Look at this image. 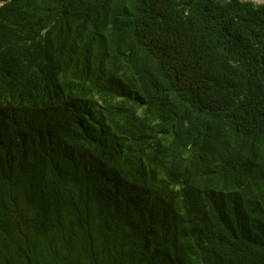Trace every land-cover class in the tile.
Returning <instances> with one entry per match:
<instances>
[{
  "label": "trees",
  "instance_id": "obj_1",
  "mask_svg": "<svg viewBox=\"0 0 264 264\" xmlns=\"http://www.w3.org/2000/svg\"><path fill=\"white\" fill-rule=\"evenodd\" d=\"M0 264H264V2L0 0Z\"/></svg>",
  "mask_w": 264,
  "mask_h": 264
},
{
  "label": "rangeland",
  "instance_id": "obj_2",
  "mask_svg": "<svg viewBox=\"0 0 264 264\" xmlns=\"http://www.w3.org/2000/svg\"><path fill=\"white\" fill-rule=\"evenodd\" d=\"M248 1H253L255 3H262V2H264V0H248Z\"/></svg>",
  "mask_w": 264,
  "mask_h": 264
}]
</instances>
